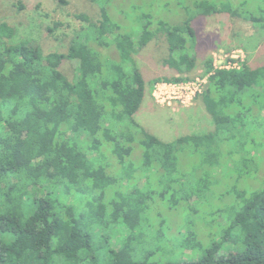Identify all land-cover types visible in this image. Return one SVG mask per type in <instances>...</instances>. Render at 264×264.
Listing matches in <instances>:
<instances>
[{
  "label": "trees",
  "instance_id": "16d2710c",
  "mask_svg": "<svg viewBox=\"0 0 264 264\" xmlns=\"http://www.w3.org/2000/svg\"><path fill=\"white\" fill-rule=\"evenodd\" d=\"M197 10L221 11L208 2ZM75 17L83 24L64 54L0 21V264H264V64L226 70L205 59L207 85L196 101L213 129L167 141L136 115L147 86L195 74L193 18L154 30L146 22L134 34L103 6L95 21ZM244 18L264 27V11ZM158 34L163 64L177 77L146 82L136 56ZM109 46L117 60L100 57ZM62 60L77 66L73 78L60 72ZM220 178L230 179L233 201L224 226L211 233L205 222L188 223L167 257L173 245L151 229L152 204L177 194L194 215L197 194L214 191Z\"/></svg>",
  "mask_w": 264,
  "mask_h": 264
},
{
  "label": "rangeland",
  "instance_id": "374dc122",
  "mask_svg": "<svg viewBox=\"0 0 264 264\" xmlns=\"http://www.w3.org/2000/svg\"><path fill=\"white\" fill-rule=\"evenodd\" d=\"M63 1L0 0V21L14 27L19 38L40 44L44 51L64 54L69 38L83 24L75 17L76 14H86L95 21L99 18V8L102 6L119 29L126 33L136 34L146 22H150L154 30L158 23L177 26L193 18L191 27L197 39L195 74L187 75L190 80L185 82L164 81L165 84H171L175 93H170L167 99L153 97L156 83L147 86L144 102L136 115L149 133L167 141L213 129L210 116L194 95L196 90H204L207 85L202 65L205 59L210 57L216 68L241 67L244 63L255 68L264 64V27L244 18L264 11V0H97L96 4L89 0ZM205 2L214 4L221 11L199 16L197 8ZM224 5L241 17L224 11ZM55 23L57 27L49 32L48 28H52ZM92 49L96 50L97 46ZM99 52L102 58L117 60L111 46L100 48ZM166 55L167 45L161 34L137 54L136 60L146 82L177 77L173 70L163 64ZM59 70L67 78L77 74V66L67 60L61 61ZM258 89L261 88L258 86ZM260 164L263 173L264 155ZM221 179L213 184L214 191L211 193L205 191L197 194L202 197L194 205V215H190L191 205L180 203L177 194L167 195L165 200L159 199L158 203L152 204L147 213L150 227L163 231L171 238L169 242L173 245L164 251L167 257L177 252L175 248L183 240L181 234L187 233L188 223L205 222L207 231L211 233L224 226V211L233 205V201L226 193V185L231 186L230 179ZM143 184V180L137 181L139 188ZM121 235L117 234L111 243L117 242ZM177 258L184 259L182 255Z\"/></svg>",
  "mask_w": 264,
  "mask_h": 264
},
{
  "label": "built area",
  "instance_id": "2783aa9c",
  "mask_svg": "<svg viewBox=\"0 0 264 264\" xmlns=\"http://www.w3.org/2000/svg\"><path fill=\"white\" fill-rule=\"evenodd\" d=\"M213 66H214V64H213ZM214 68H216L215 66H214ZM240 67H235V66H230V67H223V68H221V67H219V68H217V69H226V70H229V69H239ZM206 82H207V77H206ZM173 85V84H172ZM173 87L171 86V84H165L164 82H159V83H156V85H155V90H156V94L155 93H153V97L155 98V99H157V98H162V99H167V98H170V96H169V94L170 93H172V94H175L174 92H173ZM197 92H195L194 93V95H195V98L199 95V94H201L202 93V89H198V90H196ZM194 97V96H193ZM192 97V98H193Z\"/></svg>",
  "mask_w": 264,
  "mask_h": 264
}]
</instances>
